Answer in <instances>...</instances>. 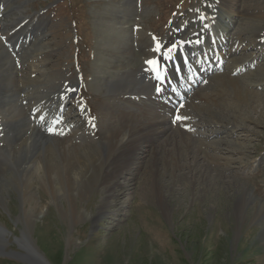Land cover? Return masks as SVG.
Wrapping results in <instances>:
<instances>
[{"label": "rangeland", "instance_id": "374dc122", "mask_svg": "<svg viewBox=\"0 0 264 264\" xmlns=\"http://www.w3.org/2000/svg\"><path fill=\"white\" fill-rule=\"evenodd\" d=\"M0 1V56L12 58L15 79L9 83L13 94L0 96L1 148L16 146L24 134H17L22 124L39 126L40 110L47 102L56 113L52 129L42 135L49 140L69 143L68 131L77 129L93 149L111 131H125L113 90L106 91L95 80L101 73L97 66L115 59L98 52L97 46L113 42L102 38L105 30L107 35L118 32L113 38L130 44L138 35L152 42L167 41L174 34L190 36L201 26L192 23L193 17L203 16L207 7L214 11L211 19L217 16L215 30L217 21H227L211 6L217 0ZM233 2L239 16L230 28L224 67L210 73L183 106L178 105L177 111L185 116L181 125H174L171 113L164 116L170 129L158 144L175 133L179 166L166 167L155 156L157 145L145 152L144 143L147 146L136 151L134 164L109 188L97 183L58 193L43 181L30 188L7 186L0 200L5 235L0 264H37L17 243L24 234L46 264H163L161 257L167 264H264V44L259 45L264 41V0ZM19 26L24 31H19L18 42L16 37L2 38L5 32L17 36ZM204 29L201 39L208 34ZM208 50L217 54L214 48ZM133 55L127 59L131 65L127 79L131 85H144L149 80L147 65ZM252 57L257 64L249 65ZM218 73L238 78L253 91L250 102L237 104ZM46 77L52 84L45 86L49 95L39 99L34 96L37 85ZM28 78L31 81L23 84ZM69 82L76 89L68 97L58 95ZM143 91L139 96L148 94L139 90ZM59 102L63 105L56 111ZM22 110V118L5 122ZM159 189L167 212L154 194ZM143 191L151 199L143 198Z\"/></svg>", "mask_w": 264, "mask_h": 264}, {"label": "bare ground", "instance_id": "6f19581e", "mask_svg": "<svg viewBox=\"0 0 264 264\" xmlns=\"http://www.w3.org/2000/svg\"><path fill=\"white\" fill-rule=\"evenodd\" d=\"M213 3L215 5L213 4L211 6L213 8H217L218 13L222 12V16H224L223 19L227 21H221V23L217 21V32H215L216 37L207 39V43L210 44V46L207 47L208 49L209 47H218L220 50L224 48L222 54H227L228 42L232 39L229 33L230 28L236 21V16H239V12L236 8H234L233 0H217ZM204 11L206 12L207 16L204 17V21L196 19L192 22L196 25L200 23L201 26L197 29V31H195L192 35L190 34V36L186 38L190 40V43L185 44L183 48H198L201 42L202 31L205 32L204 24L210 21L211 15L214 14L213 9H209V7H207ZM216 18L217 16L215 17V20ZM23 19L24 17H21V20ZM26 26L28 27V24ZM19 31L23 32L24 29L19 26L17 36H13L11 32H5V34L2 35V38L10 41L12 38L19 36ZM107 32L108 30L104 31L102 38H105V40L107 39V41H111L112 39V44L107 47L103 46L98 48L97 46V49L98 52L100 54L102 53L103 56H111L115 57V59L111 60L105 67L97 66V69L101 70V73L96 76L95 80H97L101 87H105L106 91L109 90V92H111L113 90V96H115V100L117 103L121 104L117 111L123 119L122 126L126 128L125 131L122 133L118 132V130L111 131L104 139L95 144L93 149H91L92 147L90 148V146L87 147V141L85 142V140L80 137V134L82 133H80V131L77 129H73L74 131H68L69 137H66L67 139L70 138L69 143H64L57 139L49 140L47 137L45 138L42 135H44L45 130L48 128L50 129L55 111L53 112L51 105H48V102L46 101L47 103H45L40 110L41 115L39 116V120L41 121L39 126H35L30 122H27L25 125L22 124L20 127L17 125V134H20L21 132L24 133L21 140L17 142L16 146L14 147H0L1 201L4 198L3 192L6 190L7 186H16L17 189H20V187L23 188L24 186H29L28 188H30L34 183L36 184L37 181H43L44 184H47L46 186H49L50 184L54 191L56 190L58 193L61 191L64 192V190L67 193V191H73L75 188H91L97 183L101 185L103 184L105 187L109 188L112 186L118 175L124 170H127L131 162L133 163V160L136 159V151L147 146L144 145V143H148V146L144 149L145 152L148 147L151 149L150 146H153L154 143L157 145V155L155 156L156 158L162 160V163L165 164L166 167L174 168L179 166L180 156L178 152L180 150V145L177 143L178 139L175 137V133L173 132V134L171 132L170 134H172V136L170 135L169 137H166L167 139L159 144L158 140L161 137L166 136V133L170 129L169 125L167 124V119L164 118L165 114H169L171 112L173 116L174 109L177 105H180V100H178V97L179 99H182L183 96H186L187 92L183 90L182 86H180V83H182V76L177 77L174 73V66L172 65V61H174V59H170L171 55L175 56L178 50L180 51L181 49V47L176 46V53L173 54V51L175 50V47L173 48L175 39L182 38H179L177 34H174L167 41L158 40L155 44H153V42L150 41L147 36L138 35L133 40H131L130 44L127 43V40L125 44L123 41L113 38L116 37L118 32L115 34L111 32L108 35ZM212 38H215V40L210 42ZM129 39H131V37ZM197 39L199 40L197 41ZM18 40L16 42H18ZM157 45H159V51H156ZM137 46L138 49H135ZM170 49L171 51H169ZM208 49L204 56L201 55V61H203V63L200 66L203 67V71H207L206 74H208L210 67L216 70V66H212L214 65V57L216 52L211 54ZM262 52L264 53V48ZM133 53L137 54V57H140L145 63L148 60L156 61V63L151 65L146 63L147 67L144 71L149 74V80L144 85H131L127 79L129 75V68L131 67L129 62L130 60L127 61V59L134 56ZM219 58H222L221 55H219ZM177 62L179 63V60H177ZM11 63V57L0 56L1 97L8 98L9 94H13L12 87L9 86L10 82L15 81L14 78V81L11 78V73H13L14 69L12 68ZM160 73H166V76L160 77ZM219 74L220 73H218V80L221 82V85L226 86L225 88L229 89L236 103L238 102L248 104V102H250L251 97L253 96V91L248 90L247 86H243L244 84L242 85L238 78H226ZM30 81L31 80L28 78L25 79V82H21L26 85ZM22 83L21 85H23ZM49 83L50 81H48L47 77L43 79V81L37 85L39 86V89L34 96L38 97L39 99L46 98L49 93L48 89H45V86L47 88ZM75 87L76 84L74 82H69V84L65 85L64 87H59L60 89L57 90V94L61 97L67 96L69 95V92H71ZM157 87L160 88L159 92L157 91ZM143 89L146 90L148 94L139 96L141 93H144V91L139 92V90ZM225 95L227 96V94ZM139 98H142V102L139 100ZM146 102H149V104L146 105ZM206 102L211 104L208 99ZM125 104L129 105L124 106ZM222 104L224 105V103ZM62 105V102H59L55 110L60 109ZM231 106L230 108H232ZM29 109L30 107L28 106V109L25 110L29 111ZM25 110H22V112H18L17 114L10 113L11 118L5 120V122L8 120L17 121V119H20L24 116ZM72 113L73 112L70 110L69 114ZM179 115L181 116H179L180 118L176 122L177 125H181L182 119L185 117L183 116V112L179 113ZM71 116H75V113H73ZM64 125L66 126L67 124ZM165 144L169 145L170 147H165ZM187 144L189 145L188 142ZM191 154L192 156H190ZM190 155L189 156L192 157L195 162L198 161L197 155L193 153L192 150H190ZM181 156H183V154ZM8 171H12L13 174H11V176L8 175ZM153 183H155V181ZM143 192L144 193L141 195L143 198H147L148 200L151 199L149 193L147 194L148 191ZM156 192L154 194H158L157 200L161 203L163 211L167 212L168 210L165 206L162 192L160 189L157 193ZM28 237L29 236H27V234H24L17 240V243L25 252L24 256L32 259L37 264H46L43 261L41 255L36 252ZM4 245L5 235L3 229L0 227V248H3ZM161 258V262L163 264H167L165 258Z\"/></svg>", "mask_w": 264, "mask_h": 264}, {"label": "snow or ice", "instance_id": "6c2138e0", "mask_svg": "<svg viewBox=\"0 0 264 264\" xmlns=\"http://www.w3.org/2000/svg\"><path fill=\"white\" fill-rule=\"evenodd\" d=\"M175 47V45H173V48ZM156 51H159V45H157V48H156ZM169 51H171V49L169 50ZM146 63H148V64H154V63H156V61L155 60H148V61H146ZM157 91L159 92L160 91V88L159 87H157ZM180 117H177V119H179Z\"/></svg>", "mask_w": 264, "mask_h": 264}, {"label": "water", "instance_id": "95a60500", "mask_svg": "<svg viewBox=\"0 0 264 264\" xmlns=\"http://www.w3.org/2000/svg\"><path fill=\"white\" fill-rule=\"evenodd\" d=\"M12 256V255H11ZM19 258H21V257H19ZM22 259V258H21ZM22 260H24V259H22Z\"/></svg>", "mask_w": 264, "mask_h": 264}]
</instances>
